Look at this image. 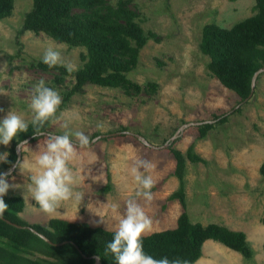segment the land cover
<instances>
[{"label": "rangeland", "instance_id": "1", "mask_svg": "<svg viewBox=\"0 0 264 264\" xmlns=\"http://www.w3.org/2000/svg\"><path fill=\"white\" fill-rule=\"evenodd\" d=\"M105 1L111 5L117 2ZM123 1L142 32L155 36L146 39L134 68L126 73L139 91L84 84L57 111V118L47 123L44 136L28 140L29 151H19V160L7 177L9 184L18 187L10 188L6 195L23 199L19 216L29 223L45 225L47 219L58 218L59 211L46 214L29 197L30 173L17 164L23 159L34 160L44 150L47 137L63 134L62 125L68 116L78 112L81 119L69 127L84 132L91 143L78 149L82 159L75 167L84 166L85 179L76 189L85 187L88 194L99 196L107 192L111 211L100 216L106 223L103 225L113 230L117 217L111 205L118 204L123 214L126 201L134 198L152 219L151 232L172 228L181 208L177 200H167L178 185L173 175L175 162L167 147L172 143V148L184 154L191 145L203 161L184 159L183 191L189 220L240 230L252 251L246 258L207 240L201 245L200 257L191 264H264V225L259 221L264 216V173L260 171L264 160V67L254 79L251 95L241 101L209 74L205 67L208 57L198 48L204 24L228 28L254 13V0ZM30 4L31 0H14L10 14L0 18V120L12 110L31 121L32 88L41 79L61 97L72 85L71 74H61V81L55 82L53 78L60 75L56 69L36 66L49 45H66L62 57L77 68L84 62L83 46H71L44 33L25 30L18 35L21 45L17 46L15 33ZM147 83L154 86L144 88ZM223 113L224 121L214 120V115ZM199 121L213 124L201 138L197 131L200 124H195ZM185 123L190 124L177 131ZM134 134L152 145H165L147 146ZM172 135L173 139L165 143ZM10 145H0V154ZM137 158L155 165L145 173L155 180L150 204L136 197L137 186L129 174ZM9 167L0 168V172ZM107 182L106 191L98 190Z\"/></svg>", "mask_w": 264, "mask_h": 264}, {"label": "trees", "instance_id": "2", "mask_svg": "<svg viewBox=\"0 0 264 264\" xmlns=\"http://www.w3.org/2000/svg\"><path fill=\"white\" fill-rule=\"evenodd\" d=\"M14 0H0V18L10 14ZM123 0L114 5L105 0H31L24 13L20 27L15 33V43L25 30L46 36L71 46H83V64L77 71L69 73L64 67H54L59 72L55 82L61 81V74H71L72 85L62 93L60 108L69 97L80 91L86 83L139 91V86L126 77L137 62L139 49L151 33L142 32L133 20V13L124 7ZM254 13L236 21L230 27L206 23L201 28L198 48L208 57L205 67L219 83L232 90L242 101L249 93L250 78L254 71L264 67V0H254ZM40 69H48L42 60L36 63ZM144 88H152L147 83ZM59 108V109H60ZM58 109V110H59ZM225 113L214 115V120H225ZM48 123V122H47ZM47 123L41 129L46 131ZM212 122L197 126L201 138L212 127ZM45 133L36 135L28 122V130L19 133L8 148V162L0 163L1 169L8 168L15 160V145L28 138L35 141ZM168 145L174 159L173 175L178 180L177 188L167 196V200H177L180 212L172 228L153 231L143 237L146 254L154 258L167 257L169 260L195 262L201 255V245L212 240L224 247L250 257L251 248L240 230H231L224 225L191 222L185 210L183 191L184 159L202 162L203 159L192 151L189 145L184 154ZM264 173V160L260 165ZM108 182L101 191L108 189ZM8 210L0 218V264H93L94 256L98 264H116L114 257L106 254V245L114 236V230L91 227L85 222L49 218L45 225L29 223L19 216L23 199L17 195L3 197ZM264 225V216L260 218ZM34 230V232L32 231ZM41 234L48 241L41 238ZM63 242L61 244H56Z\"/></svg>", "mask_w": 264, "mask_h": 264}, {"label": "clouds", "instance_id": "3", "mask_svg": "<svg viewBox=\"0 0 264 264\" xmlns=\"http://www.w3.org/2000/svg\"><path fill=\"white\" fill-rule=\"evenodd\" d=\"M64 47L66 45L58 47L49 45L44 51L42 62L49 68L62 66L69 73L77 71L75 64L65 62L63 59ZM61 103L62 97L59 92L46 86L43 79L33 85L29 109L33 114L31 124L36 135L42 134L41 129L47 122L57 118ZM80 119L78 112H72L62 125L65 129L63 134L49 135L44 150L39 152L34 160L23 159L17 164L19 169L30 173L29 197L46 214H57L58 209L66 202L79 205L84 196L76 188L85 179V168L82 164L79 167L75 165L82 159L78 149L89 147L91 141L84 132L72 131L69 127L72 121ZM27 130L28 122L24 116L10 110L0 120V145L8 146L19 133L27 132ZM73 138L76 143L73 142ZM18 151H29L27 141L18 144ZM8 155V152L0 154V163H7ZM154 168L155 165L150 161L137 158L129 169L133 183L137 186L136 197H142L147 204L153 201L151 190L155 180L152 175L145 173ZM7 177V173H0V218H3L8 210L3 197L10 188L18 187L9 184ZM119 207L118 204L111 205L113 212L116 213L117 224L112 241L106 245V254L110 253L116 264H189L187 260L178 258L169 260L167 257L157 259L146 254L143 237L151 232L152 219L137 199L129 198L126 201L123 214L119 212Z\"/></svg>", "mask_w": 264, "mask_h": 264}, {"label": "crops", "instance_id": "4", "mask_svg": "<svg viewBox=\"0 0 264 264\" xmlns=\"http://www.w3.org/2000/svg\"><path fill=\"white\" fill-rule=\"evenodd\" d=\"M76 190L80 191L84 195L81 203L79 205L74 202H66L62 204V207L58 209L60 215L57 217L69 221L85 222L91 227H101L103 229L111 230L110 227L103 225L106 223H104V221H102L100 218L103 213H108L111 211L110 205L107 201L108 198H105L108 195L107 192L105 193V196H99L97 194H88L85 187ZM98 190H100V188H98ZM113 230H115V228H113Z\"/></svg>", "mask_w": 264, "mask_h": 264}, {"label": "water", "instance_id": "5", "mask_svg": "<svg viewBox=\"0 0 264 264\" xmlns=\"http://www.w3.org/2000/svg\"><path fill=\"white\" fill-rule=\"evenodd\" d=\"M262 69L261 68H259V69H257L256 71H254V73L252 74V76H251V78H250V84H249V93H248V95H247V97L246 98H244L243 100H246L250 95H251V92H252V89H253V83H254V79H255V77H256V75H257V73L259 72V71H261ZM238 106V104L235 106V108ZM203 122H211V121H199V122H196L195 124H200V123H203ZM188 124H190V123H185V124H183V125H181L178 129H177V131L178 130H181V128L182 127H184V126H186V125H188ZM176 131V132H177ZM42 134L43 133H46V132H41ZM136 137H138L140 140H141V142H143V144H145V145H147V146H150V147H153V148H159V147H163L165 144H163V145H161V146H155V145H152V144H150L149 142H147V141H145L140 135H138V134H134ZM100 136H102V135H100ZM173 137H174V135H172L170 138H168V140H166V142L165 143H167L168 141H171L172 139H173ZM24 141H28V138H25V139H23V140H21V141H19L18 143H17V145H16V147H15V154H16V157H15V160L13 161V163H12V165L9 167V169L8 170H4V171H2V172H0V173H9V172H11L13 169H14V167H15V165H16V163L18 162V160H19V151H18V144L19 143H23ZM33 232H34V230H32ZM41 238H43L44 240H46V241H48L46 238H44L41 234H38ZM61 243H63V242H59V243H56V244H61ZM93 264H98V258L96 257V256H94V262H93Z\"/></svg>", "mask_w": 264, "mask_h": 264}]
</instances>
